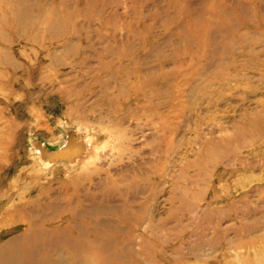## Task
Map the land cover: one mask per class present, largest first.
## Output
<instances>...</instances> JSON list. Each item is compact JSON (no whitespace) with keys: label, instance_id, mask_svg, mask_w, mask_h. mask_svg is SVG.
I'll return each instance as SVG.
<instances>
[{"label":"rangeland","instance_id":"1","mask_svg":"<svg viewBox=\"0 0 264 264\" xmlns=\"http://www.w3.org/2000/svg\"><path fill=\"white\" fill-rule=\"evenodd\" d=\"M41 225L264 264V0H0V246Z\"/></svg>","mask_w":264,"mask_h":264},{"label":"bare ground","instance_id":"2","mask_svg":"<svg viewBox=\"0 0 264 264\" xmlns=\"http://www.w3.org/2000/svg\"><path fill=\"white\" fill-rule=\"evenodd\" d=\"M4 61H6V58ZM150 81L151 78L148 77L146 82ZM78 179V175L69 180L67 179L64 186L69 188V186L73 185L77 188L80 186ZM114 190L115 188L113 186L108 188V191ZM64 214H67V212H64ZM73 230L71 227H68L59 231L50 232L41 225L34 230L26 231L18 238L11 239L0 246V264H52L49 259L39 260L41 258L37 257L36 249L44 240L61 242L69 255L72 254L74 256L73 258L78 257L77 262L79 261V264H106V261L109 260L105 257L113 258L115 255V251L111 252V249L105 244L86 239L87 233L85 231L81 232L80 237L71 235L74 233ZM64 264L71 263L66 261Z\"/></svg>","mask_w":264,"mask_h":264}]
</instances>
